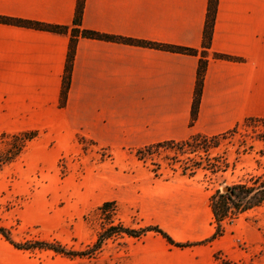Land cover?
<instances>
[{"label":"crops","instance_id":"obj_1","mask_svg":"<svg viewBox=\"0 0 264 264\" xmlns=\"http://www.w3.org/2000/svg\"><path fill=\"white\" fill-rule=\"evenodd\" d=\"M77 4L0 0V17L69 28L54 33L0 22V134L50 126L117 155L216 137L246 119H264V0H218L209 47L203 43L210 0H84L82 28L154 45L79 37L62 105ZM202 54L207 66L193 121Z\"/></svg>","mask_w":264,"mask_h":264},{"label":"rangeland","instance_id":"obj_2","mask_svg":"<svg viewBox=\"0 0 264 264\" xmlns=\"http://www.w3.org/2000/svg\"><path fill=\"white\" fill-rule=\"evenodd\" d=\"M36 131L23 153L0 169V228L12 242L32 248L18 250L0 235V264H213L219 251L244 264H264V204L228 219L220 237L200 243L217 227L214 194L264 180V120H244L206 141L155 146L141 159L137 151L114 155L82 137L68 140L50 126ZM1 136L3 153L12 140ZM107 202L115 214L100 210ZM190 217L192 226L185 223ZM119 225L158 226L193 245L178 248L148 232L139 239L115 237L92 256L36 247L80 253L103 228Z\"/></svg>","mask_w":264,"mask_h":264},{"label":"trees","instance_id":"obj_3","mask_svg":"<svg viewBox=\"0 0 264 264\" xmlns=\"http://www.w3.org/2000/svg\"><path fill=\"white\" fill-rule=\"evenodd\" d=\"M217 1L218 0H210L209 9H208V18H207L206 26L204 29V43H203L204 47H209L211 43L213 25H214L216 9H217ZM83 8H84V0H78L75 18L73 21V27L71 28V42H70V49H69V53L67 57L66 72L63 78V87H62V94H61L62 95V101H61L62 105L64 104V101H65V98L67 96V92L69 89L75 47H76L77 39L79 37L99 38V39L112 38V39L126 42V43L151 45V46L154 45L152 43L135 41V40L125 39L121 37H111V36L100 34L95 31L82 28ZM0 22L6 23V24L23 26V27H29V28L38 29V30L54 32V33H67L69 30V28L65 26L52 25V24H47V23H42V22H32V21L13 19V18H7V17H0ZM163 48L169 51H172V52L185 53V54H197L196 50L190 49V48L177 47V46H163ZM216 57L229 59V60L231 59L229 56H225V55H216ZM206 66H207V60L205 56L202 54V57L200 59L198 74H197V84H196V91H195V97H194V103H193V109H192L193 121L195 120L197 116ZM247 120H264V119L249 118V119H246V121ZM37 135H38L37 131H27V132H23L19 134H8V133L2 134L1 136L2 141L11 139L12 143L10 144V147L8 150H6L3 153H0V169L12 164L23 153V150L25 149L26 145L29 142L36 139ZM197 138H202L206 141L214 137H206V136L198 135V136L192 137L190 140H196ZM167 143L173 144L175 142H164V143H159V144L148 146L146 148L138 150L137 155L139 159H141L146 154H150V151L155 146H161ZM257 180L260 182L258 187L255 185L248 186L246 183H238L234 186L229 187L230 190L228 193L217 192L211 197L210 207L212 210L213 217L215 221L217 222V227L211 237L201 241L200 243L202 244L211 243L213 240L220 237L224 231L223 224L228 219L233 220L240 213L246 212L247 210H250L252 208H255V207H258L264 204V180H261V177L257 178ZM112 204H113L112 202H107L100 208V210L103 213L107 212V213L113 214L114 212L115 214L116 211H115V208H112L114 207ZM148 232H154L156 234H159L163 239L167 241L168 244L178 247V248H186V247L193 245L192 243L176 242L169 234H167L164 230H162L158 226H149V227H145L142 229H132L129 227H125L123 225H119V226H110L109 228H103L102 231L99 232L97 239L92 244V246H90L88 250L80 252V253L66 251L60 245L54 246L52 244H47V243L37 244L36 247L40 249L47 248L57 254H62V255H66L70 257L86 256V255L92 256L100 252L103 249V247L106 245V243L115 237L126 235L131 238L139 239ZM0 235H2L11 245H13L18 250H22V249L30 250V248H32V247L24 248L20 244L12 242L7 232L3 228H0ZM213 264H244V263L230 259L227 256H225L222 252L219 251L214 254Z\"/></svg>","mask_w":264,"mask_h":264},{"label":"water","instance_id":"obj_4","mask_svg":"<svg viewBox=\"0 0 264 264\" xmlns=\"http://www.w3.org/2000/svg\"><path fill=\"white\" fill-rule=\"evenodd\" d=\"M229 190H230L229 187L224 188V192H225V193H228Z\"/></svg>","mask_w":264,"mask_h":264},{"label":"bare ground","instance_id":"obj_5","mask_svg":"<svg viewBox=\"0 0 264 264\" xmlns=\"http://www.w3.org/2000/svg\"><path fill=\"white\" fill-rule=\"evenodd\" d=\"M192 221H194V219Z\"/></svg>","mask_w":264,"mask_h":264}]
</instances>
